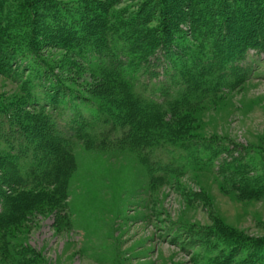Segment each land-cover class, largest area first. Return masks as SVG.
Returning <instances> with one entry per match:
<instances>
[{"label": "rangeland", "instance_id": "374dc122", "mask_svg": "<svg viewBox=\"0 0 264 264\" xmlns=\"http://www.w3.org/2000/svg\"><path fill=\"white\" fill-rule=\"evenodd\" d=\"M147 1L0 0V214L21 211L0 231V264L17 251L35 264H264V46L223 62L173 0H155L172 54L135 61L129 31L157 27ZM261 1L225 5L247 19L245 3L264 39ZM173 67L194 68L190 96ZM75 100L108 124L68 143L55 132L70 114L50 106ZM4 150L36 179L21 184Z\"/></svg>", "mask_w": 264, "mask_h": 264}, {"label": "trees", "instance_id": "16d2710c", "mask_svg": "<svg viewBox=\"0 0 264 264\" xmlns=\"http://www.w3.org/2000/svg\"><path fill=\"white\" fill-rule=\"evenodd\" d=\"M156 1L161 2V0H156ZM156 1L152 0L151 1L152 4L151 2L148 3L146 2L147 4L145 5L148 6L151 4L150 10L152 11L148 15L150 17L147 19V22H151L153 19H156L155 22L157 24V27L155 30L153 29L152 37L149 36V32L146 31L145 29L138 31L134 28H133L134 32L129 31L127 35V38L130 42L129 45H127V48L131 52V50H133L131 48L135 49V47H137L138 53L137 55L135 54V56L138 57L135 61H138L141 58V63L149 62L151 57H155L157 54H165V56L172 54L170 46L167 45L168 43L167 40L169 37L168 35H166L167 26H165L163 21L165 12L162 14L158 11L157 13L156 10L158 7ZM173 1H174L173 4L176 7L173 14L174 15L176 14L178 15V17L182 18L183 20H186L188 22V26L192 32V35L195 36V34L197 33H198L197 35H201V37L204 38L202 40L204 41L203 45L211 49L214 55L217 53L216 57H218L219 60H223V62H226L228 60L225 58H230L231 56H234V58H239L240 57L238 55L239 52L241 54L243 53L247 54L248 51H253V48L256 47L258 48L257 49L258 52L262 51V48H260V46L262 45L264 46V43L262 41L264 39L262 38L261 32H259L261 31V27H260L261 22L257 20L258 19L257 15L254 14L252 15L245 9L247 7L245 3L243 4L240 3L239 6L238 5L236 6H238L237 9H241L242 6L243 10L241 11L244 14L246 12V14L248 15V17H246L247 19L242 17L241 12L239 13L236 10H233L232 5H228L226 7L225 5L227 3L225 2L226 0H173ZM256 2L262 3L261 0H256ZM210 7H214L215 10L211 9ZM162 8L163 9L165 8L164 5H162ZM256 8L258 11V8L261 7L260 5H258ZM144 9L145 7H143L142 10ZM154 11L156 12L155 14ZM232 11L234 12L236 18L233 17ZM257 11H255V13H257ZM211 19L214 20L213 23H211ZM245 20H247V22ZM206 36L212 37L213 42L211 41L212 43L210 42L208 43V40H206L207 39ZM145 41L148 42L149 47L147 48L144 47L143 49H140L141 45H143ZM133 45H135V47ZM199 46L201 47L202 45ZM32 47L33 46H31V49H29L31 53H35L32 54V57L35 56L36 58H39L38 56L40 55H36L37 53ZM219 49L222 51L220 52L222 56H220V54L218 53ZM140 50L142 52H139ZM145 51H147V54H149L148 56H146ZM209 55L211 56L210 52ZM192 67H196V66H192ZM171 70H174V67ZM179 71L180 69H178L177 72L179 73ZM239 72H244V71L242 70ZM170 73H172V76L169 77L170 80H173V78L175 77V80L171 81L172 82L171 84H174L173 82L180 83L181 86L180 88H178L177 93L182 95L183 97L190 96L197 90V88L200 87V85H198L193 78L194 76H196L194 72V68L193 70L192 68H190L189 70L180 71L179 73L180 77L176 76L177 73L175 72V70L170 71ZM170 75L171 74H169L168 76ZM76 102H77L75 103L76 105L72 103H70L69 105H63L61 104L62 102L58 101L55 102L56 105L50 106L51 107L50 112L54 113V115H57V113H59V110L61 109L60 106L66 107L65 110L70 114V117H68V119L67 117H64L66 118V121L69 120L66 126H64L66 130L61 131L58 129L56 130L57 132H55L60 140H67L68 143H71V141L75 139V137L79 138L80 130L85 126L90 125V123L91 124L94 123L93 121L97 122L96 124L98 125L99 123L108 124V119H106L104 116L98 115V113L95 112V109L93 107L91 109L89 103H86L85 101L79 102L78 100ZM86 104L88 105V109L92 111L91 114L92 120L89 122L84 119L82 120L77 119L78 118L77 115L84 116L85 112H83L84 111L83 108L81 109L79 108L85 107ZM51 114H49V119H52L54 121L55 119L54 117H52L53 115L51 116ZM129 122L130 123L133 122V124L130 125H135V126L137 125V123L135 121H132V119ZM50 123H52V121H50ZM109 128L110 130L114 128L113 122L109 125ZM128 129H132V128L128 126ZM146 129H147L146 127H143L142 129H140V131H145ZM187 148L185 152L190 153L189 148H194V146L192 145V147H187ZM4 151L5 153L2 152V155L5 156L9 162L14 163L13 166L15 167L17 178L19 179L20 182H22L21 184L36 179L37 169L35 168L34 165L35 162L26 159L27 161L30 162V164L25 163L24 162L25 160L22 161V159H20L19 156H16L17 154L15 152L14 154H10L9 153L10 150H4ZM10 159H12V161ZM22 167L24 168L22 169ZM50 167L54 171H56V173L60 171L59 168L60 166H58L57 163H54V161L51 163ZM21 206L22 208H20V210H24L23 205ZM12 208L11 209L9 208V210L4 214H0V231H4L7 228V226L14 225L15 224L14 222L18 221L20 217L19 214L21 211L14 212ZM18 252L20 251H17L16 253V257L18 258L17 264H35L33 259L22 260L20 258L21 252L20 253Z\"/></svg>", "mask_w": 264, "mask_h": 264}]
</instances>
